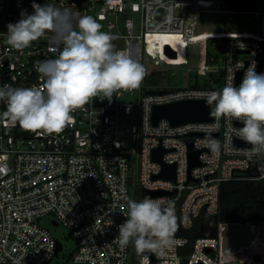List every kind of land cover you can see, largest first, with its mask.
Returning a JSON list of instances; mask_svg holds the SVG:
<instances>
[{
  "label": "built area",
  "instance_id": "1",
  "mask_svg": "<svg viewBox=\"0 0 264 264\" xmlns=\"http://www.w3.org/2000/svg\"><path fill=\"white\" fill-rule=\"evenodd\" d=\"M136 1L37 0L94 17L103 23V31L116 37L115 49L144 68L146 48L152 52L159 46L166 51L169 40L175 38L187 45L201 44L203 61L190 71L216 77L206 86H150L146 75L154 80L167 75L164 68L156 67L146 73L138 89L122 90L111 101L94 98L73 113V124L51 135L11 126L3 118L7 103L0 101V264H48L56 257L60 240L43 224L48 215L77 240L66 264H132L130 242L120 246L118 226L127 218V199H132L135 186L137 201L150 192H164L149 197L174 202L178 224L171 249L163 255L136 251V264H264V223H243L258 227L255 239L224 254L223 230L234 222H216L223 182L264 183V153L252 154V146L239 138L242 122L216 120L212 115L211 121L172 125L162 118L155 124L153 116L155 105L203 99L233 77L238 86L240 73L241 83L253 63L257 73H264V9L258 8L264 0H139L138 35L134 19L127 16L129 5ZM179 6L192 8V15L187 17ZM22 9L31 13L32 0H0V87L43 89L45 78L37 71L38 62L58 57L62 46H55L49 33L22 52L11 48L7 25L20 19ZM159 10L161 15H157ZM204 12L252 14L258 21L257 31L198 33ZM211 39L223 40L219 46L222 65L211 62L217 58L209 50ZM149 90L165 92L151 94ZM214 109L213 104L211 113ZM212 127L211 138L221 146L215 154L205 146L207 129ZM159 147L166 150L162 162L153 158ZM191 149L199 152V164L193 167ZM164 164H175V179L155 177Z\"/></svg>",
  "mask_w": 264,
  "mask_h": 264
},
{
  "label": "clouds",
  "instance_id": "2",
  "mask_svg": "<svg viewBox=\"0 0 264 264\" xmlns=\"http://www.w3.org/2000/svg\"><path fill=\"white\" fill-rule=\"evenodd\" d=\"M33 11L22 9L20 19L7 25V44L17 51L51 33V42L62 50L58 57L38 62L37 71L45 78L38 87H0V101H6L3 118L25 131L59 134L74 123L73 113L94 98L111 101L120 91L138 89L146 69L124 51L115 49L116 38L101 31L102 25L90 15H80L68 7L41 4L32 0ZM253 63L237 86L234 77L219 91L207 93L206 105H215L212 115L219 120L242 122L238 136L251 145L252 154L264 153V73ZM207 129L206 147L215 154L220 143ZM126 220L118 226L122 248L133 242L138 254L163 255L175 245L178 231L172 201L145 197L127 199Z\"/></svg>",
  "mask_w": 264,
  "mask_h": 264
},
{
  "label": "rangeland",
  "instance_id": "3",
  "mask_svg": "<svg viewBox=\"0 0 264 264\" xmlns=\"http://www.w3.org/2000/svg\"><path fill=\"white\" fill-rule=\"evenodd\" d=\"M129 5L127 9V16L132 17L135 21V33L138 35L141 31L142 12L140 1ZM223 8H228L223 6ZM259 9H264V3L258 5ZM179 11L185 10L186 16L192 15V8L180 7ZM200 23L197 26V32H249L254 33L257 31L258 21L252 14H224V13H207L200 14ZM101 31H103V23ZM223 44L221 39L209 40V50L212 54L217 56L216 60L211 61L215 64H221L224 62L223 50L219 46ZM201 44L187 45L181 39L175 38L169 40V48L163 51L159 46L154 51L145 49L144 61L146 73H149L151 69L156 67L164 68L167 72L164 79L159 78L154 80L151 76L146 75L145 81L150 86H167V87H181L187 85H194L195 83L201 86H206V83H212L215 76L210 78V74H203L197 76L195 71H190L192 66L201 64L203 57L201 54ZM153 60L157 61V64L153 63ZM163 69V70H164ZM172 72L175 74L171 75ZM137 187H134L132 192V199L137 201ZM53 215H48L43 218V224L48 227L53 235L62 242L63 248L59 252V255L54 257L48 264H66L77 247V240L71 231L65 228L63 225H55ZM208 233V230H206ZM131 248V261L132 264H136L137 253L134 243L130 241Z\"/></svg>",
  "mask_w": 264,
  "mask_h": 264
},
{
  "label": "water",
  "instance_id": "4",
  "mask_svg": "<svg viewBox=\"0 0 264 264\" xmlns=\"http://www.w3.org/2000/svg\"><path fill=\"white\" fill-rule=\"evenodd\" d=\"M162 10H159L157 15H161ZM168 50V47H165ZM241 75V73H240ZM240 75L238 79V85L240 84ZM165 91L161 90H149L147 93H163ZM212 105H206L205 100L203 99H187L181 100L169 104L155 105L153 110L154 123L157 124L158 121L162 118L168 119L172 125H180L188 122L194 121H211ZM240 141H237L236 144H240ZM166 150L162 147L155 149L153 158L157 161L162 162L163 155ZM199 152L191 149L190 151V166L193 167L199 164ZM155 177H166L169 179H175V164L172 165H163V171L160 175ZM164 192H150V196H158ZM57 225V222H55ZM258 233V227L253 224H243V223H229L225 226L223 230V252L224 254H229L243 245H248L253 239H255ZM63 245L58 241L56 254L59 255V252L62 250ZM210 252V249L207 250ZM143 254H149L145 252Z\"/></svg>",
  "mask_w": 264,
  "mask_h": 264
},
{
  "label": "trees",
  "instance_id": "5",
  "mask_svg": "<svg viewBox=\"0 0 264 264\" xmlns=\"http://www.w3.org/2000/svg\"><path fill=\"white\" fill-rule=\"evenodd\" d=\"M216 222L264 223V183L246 179L225 181L220 187V213ZM208 233L211 229L207 228ZM251 264V263H237Z\"/></svg>",
  "mask_w": 264,
  "mask_h": 264
}]
</instances>
